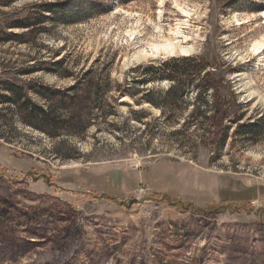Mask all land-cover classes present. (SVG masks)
I'll use <instances>...</instances> for the list:
<instances>
[{
	"label": "rangeland",
	"instance_id": "374dc122",
	"mask_svg": "<svg viewBox=\"0 0 264 264\" xmlns=\"http://www.w3.org/2000/svg\"><path fill=\"white\" fill-rule=\"evenodd\" d=\"M160 11L162 34L178 27L195 51L135 61L127 31L148 39ZM263 13L264 0H0V96L77 88L85 127L52 140L0 104V264H264V59L250 53ZM186 58L217 95L148 104L173 83L146 70ZM214 105L221 126L190 123Z\"/></svg>",
	"mask_w": 264,
	"mask_h": 264
},
{
	"label": "trees",
	"instance_id": "16d2710c",
	"mask_svg": "<svg viewBox=\"0 0 264 264\" xmlns=\"http://www.w3.org/2000/svg\"><path fill=\"white\" fill-rule=\"evenodd\" d=\"M123 4L135 0H120ZM57 9V8H56ZM54 11V10H53ZM58 12H61L59 8ZM205 70V65L201 62H197L193 59H181L171 60L170 62H163L160 67H150L146 70V74L149 80L161 79L173 83V86L163 93L164 100L162 103L152 100L150 92L146 94V102L153 107L162 109H173L181 102L184 97H187L193 90L196 91L197 98L202 100V96L212 90L213 94L217 95L220 89L218 86L221 82L214 83L209 79V76L205 74L201 81H199V75ZM199 81V85H194ZM145 82V80H144ZM94 88H99L100 84L93 85ZM109 87V85H107ZM16 86L13 84H6L5 92H8L7 96H0V104L10 103L13 108V115L21 122L22 125L28 127L35 132L43 133L49 139L59 138L65 132L72 135H77L82 132L84 128L80 127L79 119L80 113L76 112V106L78 98L72 95V92L77 88L68 89L67 91L60 92L54 88L49 87H37L32 84L26 87ZM118 93L121 94V86L117 87ZM33 93L36 97L50 102L49 107L45 108L41 105L35 104L28 94ZM97 92L95 93V95ZM69 101V102H68ZM215 104V103H214ZM213 116L207 115L205 111L195 109V114L192 117L193 121H203L205 127L209 126H221V122L227 120L228 113L221 108H217V105L212 107ZM12 117V118H15ZM4 119V116H1ZM6 121V120H5ZM239 120H234L237 123ZM7 122V121H6ZM81 130V131H80Z\"/></svg>",
	"mask_w": 264,
	"mask_h": 264
},
{
	"label": "bare ground",
	"instance_id": "6f19581e",
	"mask_svg": "<svg viewBox=\"0 0 264 264\" xmlns=\"http://www.w3.org/2000/svg\"><path fill=\"white\" fill-rule=\"evenodd\" d=\"M176 6L186 18L190 16V13L186 9L184 10L178 5ZM161 15L162 12L160 11L155 24L150 22L153 31L148 39H146L141 30H139V25L141 26V23H137L136 27L127 31V36L133 42V48L135 47L137 50L133 55L135 61L156 59L159 57L163 59L177 56L186 57L192 55L195 51L193 50L192 45L187 44L188 41L191 40L190 37L183 34L178 27H170L166 36L162 34L164 32V25L162 24V21H160ZM233 19L235 22H238V19L235 17H233ZM250 53L254 56L258 54L261 61L264 59V37L254 42ZM127 99L128 98H125L124 101H127Z\"/></svg>",
	"mask_w": 264,
	"mask_h": 264
},
{
	"label": "water",
	"instance_id": "95a60500",
	"mask_svg": "<svg viewBox=\"0 0 264 264\" xmlns=\"http://www.w3.org/2000/svg\"><path fill=\"white\" fill-rule=\"evenodd\" d=\"M134 203H137L136 200H131L130 203H129V206L134 204Z\"/></svg>",
	"mask_w": 264,
	"mask_h": 264
}]
</instances>
